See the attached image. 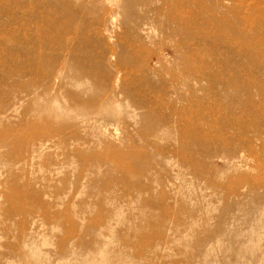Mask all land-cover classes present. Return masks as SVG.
Here are the masks:
<instances>
[{"label": "rangeland", "instance_id": "374dc122", "mask_svg": "<svg viewBox=\"0 0 264 264\" xmlns=\"http://www.w3.org/2000/svg\"><path fill=\"white\" fill-rule=\"evenodd\" d=\"M0 264H264V0H0Z\"/></svg>", "mask_w": 264, "mask_h": 264}]
</instances>
